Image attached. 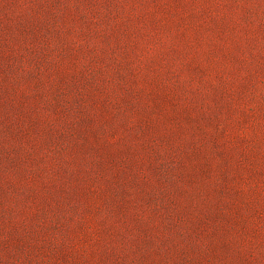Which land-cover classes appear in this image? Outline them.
<instances>
[{"label": "rangeland", "instance_id": "obj_1", "mask_svg": "<svg viewBox=\"0 0 264 264\" xmlns=\"http://www.w3.org/2000/svg\"><path fill=\"white\" fill-rule=\"evenodd\" d=\"M0 264H264V0H0Z\"/></svg>", "mask_w": 264, "mask_h": 264}]
</instances>
